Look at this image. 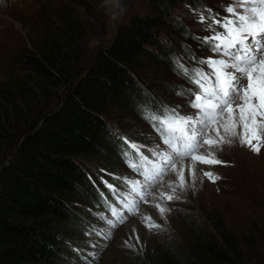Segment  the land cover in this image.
I'll list each match as a JSON object with an SVG mask.
<instances>
[{
    "label": "trees",
    "instance_id": "1",
    "mask_svg": "<svg viewBox=\"0 0 264 264\" xmlns=\"http://www.w3.org/2000/svg\"><path fill=\"white\" fill-rule=\"evenodd\" d=\"M178 1L149 0V9L118 24L109 42L93 53L85 46L84 19L71 9L61 10L53 30L20 55L22 72L0 81V264L68 262L64 251L69 245L73 249L67 227L77 218L74 204L82 196L94 204L101 193L110 194L105 181L121 183L110 174L113 167H102L103 174L90 181L86 165L96 161L103 166L97 157L103 139L126 163L122 152L130 149L114 134L124 132L130 141L137 137L133 129L111 124L114 109L142 118V105L164 100L157 85L144 88L137 81L146 59L167 62L174 76L186 80L177 71L179 62L197 56L185 40L198 37L174 18ZM170 18L176 35H170L164 52L153 47L160 26ZM202 245L206 253L192 257L191 251L185 264H230L241 258L232 238H225L223 246L213 240Z\"/></svg>",
    "mask_w": 264,
    "mask_h": 264
},
{
    "label": "rangeland",
    "instance_id": "2",
    "mask_svg": "<svg viewBox=\"0 0 264 264\" xmlns=\"http://www.w3.org/2000/svg\"><path fill=\"white\" fill-rule=\"evenodd\" d=\"M85 1L90 2V6L82 5L77 0H0V81L22 72L18 63L20 55L28 49L31 50L33 42L48 32V29L53 30L56 21L61 18V10L71 9L84 19L87 27L85 46L93 53L98 47L109 42L118 24L125 22L131 14L149 9L151 4L149 0H119L120 6L116 8L110 0L108 4H105L104 0ZM231 3L232 0H179L175 5L174 18L186 25V29L195 33L198 38L207 36L208 23H201L199 15L224 16L225 7ZM121 9L123 11L115 19L110 17V11ZM179 13H183L185 18L182 19ZM173 23L170 18L165 25L160 26L159 43L153 48L164 52L169 49L173 36L170 35H176L171 28ZM185 42L197 52L195 58L184 57L181 60L183 65L190 69L199 67L200 59L214 55L197 38H188ZM184 53L187 56V53ZM159 64L146 59L144 70L139 73L137 80L139 85L144 88L157 85L161 88L160 92L165 94L161 103L170 107L179 106L184 113H191L193 110L186 100L187 89L191 85L186 80L174 76L167 68V62ZM166 83L175 84V89L167 91L168 88L164 87ZM111 121V124L133 129L137 136L135 141L142 146L141 150L145 151V154L146 149L158 143L157 135L140 116L125 117L120 109H114ZM106 142L107 139H103L97 156L101 158L103 166H99L101 164L96 161L86 165L88 174L91 175L90 181L96 179L97 173L103 174L100 171L102 167H113L110 174L118 176L121 181L119 186H124L122 181L135 179L136 175L127 163L117 159L113 146ZM216 157L221 160L223 157L227 165L201 167L205 171H213L220 179L213 183L198 172L195 190L186 193V202L168 204L172 211L164 219L154 207L142 204L139 209L141 213L125 217L122 223L110 229L98 216L104 211L101 196L96 198L94 204H90L82 196L80 203L74 204L72 209L73 216L77 218L67 227L71 236L69 242L73 244V251L70 249L71 245L64 251L68 262L185 264V258L191 251L192 257L195 252L199 255L206 253L202 245L204 241L213 240L223 246L225 238H232L240 249L241 258L230 264H264V150L256 154L238 141H233L231 144H223L216 152ZM89 184L91 186V182ZM121 190L125 191L124 188ZM110 199L112 200V196ZM146 215H151L156 222L161 223L163 229L148 230L144 226ZM92 226L103 227L111 238L101 240L95 234L87 235ZM135 235L139 236L140 243L133 248ZM92 243L97 247L92 248ZM68 262L65 264H69Z\"/></svg>",
    "mask_w": 264,
    "mask_h": 264
},
{
    "label": "snow or ice",
    "instance_id": "3",
    "mask_svg": "<svg viewBox=\"0 0 264 264\" xmlns=\"http://www.w3.org/2000/svg\"><path fill=\"white\" fill-rule=\"evenodd\" d=\"M110 3L120 6L119 0ZM224 11V16L199 15L201 23H208L209 34L198 39L214 55L200 59L199 67L180 64L177 69L191 85L186 100L193 111L184 113L179 106L163 103L142 105V118L158 137V143L146 149L147 154L127 136L114 134L130 146L138 160L122 152L136 175L122 181L126 191L105 181L112 200L101 193L104 211L98 216L108 228L122 223L126 213H139L142 204L151 205L166 218L172 211L168 204L186 202V193L195 190L198 172L215 183L220 177L201 166L224 164L216 157L223 144L238 141L256 154L264 150V0H232ZM179 15L185 18L183 13ZM144 226L163 229L151 215L144 217ZM93 234L101 240L111 238L103 227L92 226L87 235ZM133 240L135 248L140 238L135 235Z\"/></svg>",
    "mask_w": 264,
    "mask_h": 264
},
{
    "label": "clouds",
    "instance_id": "4",
    "mask_svg": "<svg viewBox=\"0 0 264 264\" xmlns=\"http://www.w3.org/2000/svg\"><path fill=\"white\" fill-rule=\"evenodd\" d=\"M105 4H108L109 0H104ZM123 11V9H121L120 11H110L109 15L112 19H115L118 15L121 14V12Z\"/></svg>",
    "mask_w": 264,
    "mask_h": 264
}]
</instances>
